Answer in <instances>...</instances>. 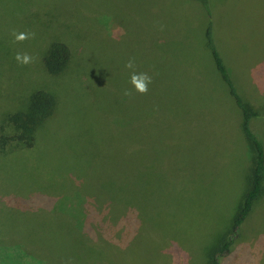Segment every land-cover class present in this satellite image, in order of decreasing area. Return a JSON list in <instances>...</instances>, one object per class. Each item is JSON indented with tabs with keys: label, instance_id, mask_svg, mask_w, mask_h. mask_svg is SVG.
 Listing matches in <instances>:
<instances>
[{
	"label": "rangeland",
	"instance_id": "374dc122",
	"mask_svg": "<svg viewBox=\"0 0 264 264\" xmlns=\"http://www.w3.org/2000/svg\"><path fill=\"white\" fill-rule=\"evenodd\" d=\"M4 1L1 0V3ZM21 1L26 5L28 0ZM51 1L63 10L65 8L73 10L78 3L89 6L84 8L91 9L90 0ZM177 2L178 0H139L137 3L134 0V8L131 10L136 14L131 16V21H126L127 33L124 29L126 26L122 27L119 20L116 23L109 17L102 18V26L98 28L100 36L103 40L106 39V45H116L118 50L116 54L108 52V57L104 61L108 85L120 94H124L125 89L132 90V94L126 96L130 104L123 106L119 119L138 118L143 122L144 116L149 115L150 120L146 124L135 123L133 136L123 137L124 143L132 139L140 144L129 157L132 159H129L127 167L117 168L114 172H107L101 176L100 183L108 184L103 185L105 196L111 198L108 208L119 206L118 203L123 202L126 210L124 216L114 221L105 205L107 198L103 195L101 186H95L93 189L84 188L83 181H76L75 177L71 176L77 192L84 188L82 195L75 198L73 197L75 193H72V200L69 197L62 198L59 204L69 200L77 211L81 209L82 215L90 212L87 204L92 208L100 204V209L95 208L98 211L97 215L91 213L93 221L91 224L96 230L95 237L83 234L85 241L79 246L73 232L74 222L60 221L53 226L23 225L20 228L22 235H32L41 240L42 245L36 252L38 254L40 251L43 252L46 264H206L208 249L216 245L218 234L229 226L246 188L245 173L249 161L245 152V139L239 130L235 134L236 137L230 125L227 130H223L224 136L220 139L219 145L207 150L208 153H213V161L205 157V165L203 167L202 161L199 172L195 171L197 166L193 163L186 167L182 165L178 171L159 173L155 159L152 160L165 149L160 144L159 135H162L164 130L169 132L174 124L183 128L181 123L185 122L186 125L194 100L215 103L219 108L212 107V110L221 111L228 119L240 115L238 107L227 92L226 85L214 68L209 51L204 47L199 50L203 41L204 18L193 27L187 6L183 7ZM219 2V5L224 6L218 10V15L225 20L227 15H234L235 22L234 24L218 22L214 33L215 43L238 94L259 114L251 119L250 126L264 149V66L260 65L264 62V0ZM110 4L115 7L114 1ZM8 5L6 12H10L11 1ZM119 7L121 8V5ZM194 12H198V8ZM107 15L115 17L114 13ZM124 17L126 19V14ZM174 23L177 24L175 28L172 26ZM91 28L95 27L90 25L89 29ZM157 30L166 33L159 38ZM123 35L124 38L121 37ZM145 50L148 53L144 57ZM118 55V60L122 58L124 63L133 58L135 68L137 61L144 57L143 72H146V64L150 65L148 68L154 72V76H151L152 83L148 86L146 94H140L135 90L129 83V75L125 79L126 86L120 83V79L113 71L117 67L116 62H109V57ZM131 71L128 69L127 72ZM15 73L18 75L16 69ZM0 84L2 114L9 111V108L25 107L26 95L17 94L15 97V94L9 91L13 89L9 85V80H4L1 73ZM19 99L20 102H17ZM106 106L108 112L116 108L113 105ZM73 110L80 123L74 115L69 119L70 129L63 132L59 131L67 123L64 121L56 124L52 130L42 128L43 136L49 133L52 139L46 144L43 136L38 137V145L32 150L35 154L47 148V157L56 166L43 167L47 159L41 152L28 159L0 157L2 166L13 164L8 172L11 178L25 180L30 177L34 180L42 173L45 177L40 181L47 185L49 180L46 172H53L56 173L57 180H64L58 176V170L61 171L59 173L68 174L72 167L73 148L79 146V140L84 137L82 134L81 137H76L73 132L71 133V130L78 129L83 117L82 107L75 106ZM214 118L218 120V116ZM2 124L4 123L0 121V126ZM208 129L219 135L222 132L216 127ZM61 134H70L68 140L65 141L66 138L63 137L60 139ZM220 152L225 154L226 160L222 164H216L215 160ZM66 154L67 156L60 160L59 156ZM260 172L263 176L261 194L254 200L252 209L239 226L238 238L234 245L232 244V249L219 258L220 264H264V163L260 166ZM160 178L166 183L162 184L163 187L158 185ZM165 186L171 188L163 190ZM8 190L5 184H2L0 195H7ZM26 191L24 189L19 195L27 197L29 193ZM1 204L3 201L0 200ZM135 208L140 210L143 217L133 214ZM81 220V225L85 224V219ZM12 221L5 222L4 217H0L1 224ZM98 221H102L103 225ZM39 222L42 223L41 220ZM10 228L14 229L15 225H11ZM109 229L112 231L105 235ZM103 236H107L105 237L107 245L104 244L108 249L107 253L100 243ZM90 245L91 248L88 247ZM86 247L89 250H85Z\"/></svg>",
	"mask_w": 264,
	"mask_h": 264
},
{
	"label": "trees",
	"instance_id": "16d2710c",
	"mask_svg": "<svg viewBox=\"0 0 264 264\" xmlns=\"http://www.w3.org/2000/svg\"><path fill=\"white\" fill-rule=\"evenodd\" d=\"M10 1V12H6ZM90 1L91 9L84 8L89 6L78 3L73 10L67 8L63 10L56 7L51 0H28L26 5L21 0H14V2L5 0L3 3L0 0V73L4 80H9V85L13 87L9 91L14 93L15 97L17 94L26 95L24 97L26 99L25 107L21 109L9 108L10 110L3 114L0 111V121L4 123L0 126V157L14 158V160L28 159L41 152L47 159L43 167L56 166L55 163L49 161L46 154L47 148L39 150L35 154L32 150L38 145V137L43 136L42 128L52 130L56 124L64 121L67 123L59 131L63 132L70 129V127L68 128L69 119L74 115L77 117V122L80 123L79 117L73 110L75 106L82 107L83 117L81 125L77 130H71V133L73 132L76 137H81V134L84 136L79 140V146L73 148L72 167L68 170V174L59 173L61 171L58 170V176L64 179L62 181L57 180L56 173L53 172H46L49 180L47 185L40 181L45 177L42 176V173L34 180H31L30 177L25 180L22 178L13 179L8 173L13 164L4 167L0 161V187L5 184L6 189H9L7 195H0V200L3 201V204L0 205V217L3 216L5 222L13 220L11 223H0V264H46L43 252L40 251V254L36 252L37 248L42 245L41 240L32 235H22L20 228L23 225L48 224L53 226L59 224L60 221L74 222L73 232L79 246H82L85 241L83 234L95 237V229L91 224L93 222L91 213L97 215L98 211L95 208L100 209V204L94 208L87 204L90 212L82 215L81 209L77 211L69 200L63 201L61 205L59 202L62 198L69 197L72 200L77 195L81 196L86 187L93 189L95 186H101V191L105 196L103 185L108 186V184L100 183L101 176L107 172H114L117 168L127 167L129 159H132L129 157L140 146L132 139L126 143L123 142L124 135L133 136V125L140 121L138 118L119 119L123 106L130 102L127 101L126 95L116 92L108 85L107 70L104 64L108 52L116 54L118 50L116 45H106V39L103 40L98 29L102 26V18L109 17L116 23L119 20L122 27L126 26L124 29L127 33L126 21H131V16L136 14L131 10L134 8V0ZM113 1L115 7L110 4ZM135 1L139 3V0ZM219 3V0H178L177 2L178 5L187 6L192 17L193 27H196L198 21L204 18L202 21L203 41L199 50L204 47L209 51L214 68L226 85L227 92L238 107L240 115L232 117L233 119L230 117V120L221 111L212 110V107L219 108L215 103H206L196 99L191 104L186 125L185 122L181 123L183 128L174 124L170 127L169 132L164 130V133L159 135L160 144L165 149L152 159H155L159 173L167 174L166 172L178 171L177 169L180 170L182 165L186 167L193 163L197 166L195 171L199 172L202 168V161L204 162L203 167L205 165V157L213 159V153H208L207 150L219 145L220 139L224 136V129L227 130L230 125L235 137L238 130L243 135L246 144V157L249 160L245 173L246 188L229 226L221 234H218L216 245L208 249L206 264H220L219 258L228 253L230 248L232 249L238 238L239 226L252 209L254 200L261 194L263 176L260 166L264 163L263 145L250 126L251 119L259 114L238 94L215 43L214 33L218 22L224 21L229 24L235 22L234 15H227L226 20L218 15V10L224 6ZM190 4L196 6L191 7ZM170 7H173L172 3ZM197 8L198 12H194ZM109 9H114L117 12H106ZM109 13H114L115 17L108 16ZM201 15L202 17H200ZM90 25L95 28L89 29ZM172 26L175 28L177 24L174 23ZM13 29L17 33L34 32L35 37L14 42ZM164 33L166 32L157 30V37H162ZM248 37L250 36L248 35ZM16 53L30 54L33 57V62L27 65L18 64L14 58ZM147 53L148 51L145 50L144 57ZM144 57H141L136 63L135 69L138 73L143 72ZM118 59L119 55L109 57V62H116L117 67L113 69L114 74L120 79V83L126 86L125 79L129 75L128 80L130 81L132 71L127 72L126 63L122 61V58ZM260 65L264 66V62ZM148 67L150 65L147 63L146 73L154 76V72ZM15 69L19 77H17ZM1 86L2 84H0V102H2ZM105 104L113 105L116 108L108 112ZM215 116H218V120L214 118ZM149 120L150 116L145 115L143 122L140 123L145 122L144 124H146ZM210 127H216L222 132L219 135L215 131H210L208 129ZM59 132L57 131V135ZM69 135L61 134L59 137L60 139L66 138L64 139L66 141ZM51 139L49 133H45L43 136V141L46 144ZM66 156L67 154L59 156V158L62 160ZM225 160V154L220 152L215 161L216 164H222ZM71 176H74L76 181L81 180L85 184L80 192L75 189ZM158 182L159 187L166 184L161 178ZM165 188L170 189L171 187L165 186L163 190H166ZM11 189L12 191H10ZM24 189L27 190L26 193H29L27 197L19 195ZM72 193H75L73 197ZM106 198L105 205L109 209L108 204L111 203V198ZM118 204L119 206L109 209L114 221L116 218L124 216L126 211L123 202ZM133 212V214L143 217L139 209L135 208ZM81 219H85V224L81 225ZM98 222L103 225L102 221ZM11 225H15V228L11 229ZM16 228L18 229L16 230ZM111 231L109 229L104 234ZM105 237L107 236L100 239V243L107 253L108 249L104 247ZM88 247L91 248V245ZM88 247L85 250H89Z\"/></svg>",
	"mask_w": 264,
	"mask_h": 264
},
{
	"label": "clouds",
	"instance_id": "9594fccd",
	"mask_svg": "<svg viewBox=\"0 0 264 264\" xmlns=\"http://www.w3.org/2000/svg\"><path fill=\"white\" fill-rule=\"evenodd\" d=\"M12 35L14 37V42H20L25 39H30L35 37L34 32L29 33H17L15 29L12 30ZM15 60L20 65H27L33 62V57L28 53H16ZM125 68L131 69L130 83L133 85L135 90L140 94H146L149 90V85L152 83V77L146 72H136L135 62L133 58H130L125 64ZM124 94L130 96L132 94L131 89H125Z\"/></svg>",
	"mask_w": 264,
	"mask_h": 264
}]
</instances>
